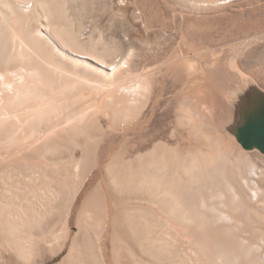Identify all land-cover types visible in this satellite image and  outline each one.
<instances>
[{
	"label": "bare ground",
	"instance_id": "obj_1",
	"mask_svg": "<svg viewBox=\"0 0 264 264\" xmlns=\"http://www.w3.org/2000/svg\"><path fill=\"white\" fill-rule=\"evenodd\" d=\"M263 43L264 0H0V264H264Z\"/></svg>",
	"mask_w": 264,
	"mask_h": 264
},
{
	"label": "water",
	"instance_id": "obj_2",
	"mask_svg": "<svg viewBox=\"0 0 264 264\" xmlns=\"http://www.w3.org/2000/svg\"><path fill=\"white\" fill-rule=\"evenodd\" d=\"M248 97H253L254 102L249 111L240 114L234 132L243 148L256 147L264 153V93L257 97L251 93Z\"/></svg>",
	"mask_w": 264,
	"mask_h": 264
},
{
	"label": "rangeland",
	"instance_id": "obj_3",
	"mask_svg": "<svg viewBox=\"0 0 264 264\" xmlns=\"http://www.w3.org/2000/svg\"><path fill=\"white\" fill-rule=\"evenodd\" d=\"M115 1L117 2L118 0H115ZM126 27H128L127 24H125L124 26H121V27H119V26L118 27H113L111 29L112 30L114 29V30H117V31H121V28H126ZM133 41H134V43L136 45H138V43L144 42L143 39H133ZM257 61L264 62V43L261 44L258 49H256L255 51H251L250 53L246 54L245 57L242 58L243 65L241 66V69H240L241 70L240 73H242L248 79H249V77L251 78V80L253 78V82L258 83L257 86L259 88H261L263 90V92H264V64L261 63V65H259V64L256 63ZM228 73H230V72H228ZM232 74H233V72H231V75ZM234 76L237 77V74L234 75ZM234 76L232 75L233 78H234ZM234 80L235 79H232V82L229 81L228 85L231 86L234 83ZM226 84H227V82H226ZM222 97L226 98L225 94H223ZM235 97L237 99V96H232V98H235ZM227 102L229 103V105H231V103H230L231 101H229V100L227 101L226 100V104H228ZM195 113H196V110L194 109V114ZM197 114L199 115V113L195 114L196 117H197ZM214 129H216V130L218 129L219 130V128H217V127L215 128V126H214ZM237 143H239V145L242 147L241 143L238 140H237ZM248 151H258V150H256V149H252V150L248 149ZM258 152L260 153V151H258ZM260 154H262V153H260ZM55 259L53 260L54 262L51 261L52 263L50 262L49 264H54L55 262L58 261V259H56L57 261Z\"/></svg>",
	"mask_w": 264,
	"mask_h": 264
}]
</instances>
